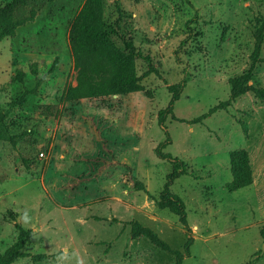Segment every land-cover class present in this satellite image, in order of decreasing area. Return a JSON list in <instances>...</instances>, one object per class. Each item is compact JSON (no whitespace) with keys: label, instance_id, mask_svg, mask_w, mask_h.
<instances>
[{"label":"rangeland","instance_id":"obj_1","mask_svg":"<svg viewBox=\"0 0 264 264\" xmlns=\"http://www.w3.org/2000/svg\"><path fill=\"white\" fill-rule=\"evenodd\" d=\"M43 1L34 21L0 41V108L16 136V145L0 139V254L18 238L16 216L32 237L13 264H176V253L182 264H264V101L248 91L193 122L230 100V80L251 68L264 0H103L106 19L117 6L131 16L145 90L71 101L68 33L84 0ZM261 57L254 86H264V44ZM151 66L160 74L146 76ZM37 78L38 91L13 104ZM173 84L182 91L162 124ZM163 143L172 159L158 155ZM239 149L253 184L230 191ZM176 158L187 168L170 177ZM168 183L189 229L157 203ZM135 222L173 251L134 235Z\"/></svg>","mask_w":264,"mask_h":264},{"label":"trees","instance_id":"obj_2","mask_svg":"<svg viewBox=\"0 0 264 264\" xmlns=\"http://www.w3.org/2000/svg\"><path fill=\"white\" fill-rule=\"evenodd\" d=\"M55 1V0H48ZM46 1L43 0H9L0 3V41L4 38L14 36L19 27L28 22L34 21L37 12L44 6ZM131 18L120 6H117L116 18L114 21L106 19L103 9V0H84L77 14L70 22L68 40L69 46L77 71L78 85L68 90L67 100H79L82 98H97L114 94H129L133 92L144 91L141 84L143 76L137 73L136 61L142 56L141 51L137 48L134 38L129 34L131 23H126V19ZM255 49L251 54V68L230 80L231 99L219 103L208 113L193 122L202 121L219 109L226 108L232 101L252 91L255 96L264 101V86H254L250 84L253 77L254 65L263 61L261 52L264 44V19L260 22L255 33ZM117 41H121L118 44ZM32 72L37 74L36 66L33 64ZM150 73L160 72L150 67L146 76ZM25 73L18 70L13 80L22 82ZM42 78H37L35 87L25 89L14 103L19 104L26 102V96L36 93L41 85ZM173 94L170 105L167 109L159 113L160 123L166 120V113L173 111V104L180 98L182 91L181 84L168 86ZM151 95V91L147 92ZM0 139L9 140L11 144L16 145V136L12 134L8 123L6 122V110L0 108ZM170 140H168L169 143ZM167 143L161 144L157 148V153L162 158H171L163 152ZM172 159V158H171ZM233 166V180L228 184L230 191L248 187L253 184V173L250 155L247 150L239 149L231 154ZM184 168L183 170H181ZM186 163L178 158L173 159V171L170 177L179 176L185 172ZM138 189H144L141 181L136 182ZM168 183L160 193L157 203L161 208H169L172 212L180 216V221L189 229L187 224L186 207L184 202L175 194H172ZM15 227L18 230L17 240L0 254V264H13L18 259L28 256L25 252L27 241L32 237V230L26 229L13 216ZM134 235H145L156 246L173 251L167 242L150 227L143 226L135 222L133 224ZM264 238V227L260 231ZM188 250V249H187ZM177 254L176 264H182L183 254Z\"/></svg>","mask_w":264,"mask_h":264}]
</instances>
